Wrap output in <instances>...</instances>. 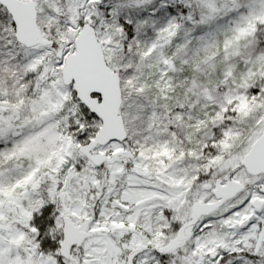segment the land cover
I'll return each mask as SVG.
<instances>
[{"label":"snow or ice","instance_id":"1","mask_svg":"<svg viewBox=\"0 0 264 264\" xmlns=\"http://www.w3.org/2000/svg\"><path fill=\"white\" fill-rule=\"evenodd\" d=\"M0 264H264V0H0Z\"/></svg>","mask_w":264,"mask_h":264}]
</instances>
